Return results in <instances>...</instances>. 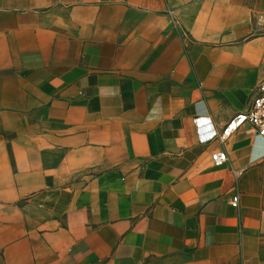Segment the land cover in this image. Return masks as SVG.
I'll return each instance as SVG.
<instances>
[{
    "label": "crops",
    "instance_id": "obj_1",
    "mask_svg": "<svg viewBox=\"0 0 264 264\" xmlns=\"http://www.w3.org/2000/svg\"><path fill=\"white\" fill-rule=\"evenodd\" d=\"M255 20L264 0H0V264H264V139L194 124L251 104Z\"/></svg>",
    "mask_w": 264,
    "mask_h": 264
},
{
    "label": "built area",
    "instance_id": "obj_2",
    "mask_svg": "<svg viewBox=\"0 0 264 264\" xmlns=\"http://www.w3.org/2000/svg\"><path fill=\"white\" fill-rule=\"evenodd\" d=\"M194 124L198 141L202 145L214 142L224 145L245 125H250L256 135L264 139V80L255 87L248 109L232 117L221 130L215 129L208 117H196ZM211 162L215 168L223 167L228 162L227 152L224 150L212 152ZM232 206L238 208L239 196L232 198Z\"/></svg>",
    "mask_w": 264,
    "mask_h": 264
},
{
    "label": "rangeland",
    "instance_id": "obj_3",
    "mask_svg": "<svg viewBox=\"0 0 264 264\" xmlns=\"http://www.w3.org/2000/svg\"><path fill=\"white\" fill-rule=\"evenodd\" d=\"M255 22H259L260 24H257L256 25V34L257 35H262V34H264V20H262V21H257V20H255Z\"/></svg>",
    "mask_w": 264,
    "mask_h": 264
}]
</instances>
